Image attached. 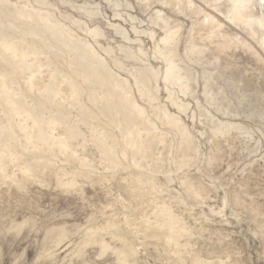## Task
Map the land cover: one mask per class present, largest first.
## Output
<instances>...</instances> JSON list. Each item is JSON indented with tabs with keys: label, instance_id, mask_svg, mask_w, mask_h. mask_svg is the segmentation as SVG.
<instances>
[{
	"label": "rangeland",
	"instance_id": "1",
	"mask_svg": "<svg viewBox=\"0 0 264 264\" xmlns=\"http://www.w3.org/2000/svg\"><path fill=\"white\" fill-rule=\"evenodd\" d=\"M0 264H264V0H0Z\"/></svg>",
	"mask_w": 264,
	"mask_h": 264
},
{
	"label": "bare ground",
	"instance_id": "2",
	"mask_svg": "<svg viewBox=\"0 0 264 264\" xmlns=\"http://www.w3.org/2000/svg\"><path fill=\"white\" fill-rule=\"evenodd\" d=\"M238 9V8H237ZM90 76V75H89ZM122 112V111H121ZM125 121V120H124Z\"/></svg>",
	"mask_w": 264,
	"mask_h": 264
}]
</instances>
